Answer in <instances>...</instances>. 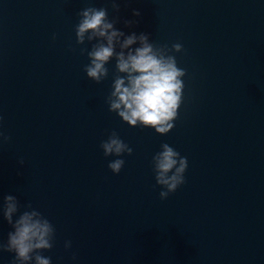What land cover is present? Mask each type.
Wrapping results in <instances>:
<instances>
[{
  "label": "water",
  "instance_id": "95a60500",
  "mask_svg": "<svg viewBox=\"0 0 264 264\" xmlns=\"http://www.w3.org/2000/svg\"><path fill=\"white\" fill-rule=\"evenodd\" d=\"M117 2L0 0V208L13 195L14 220L35 209L51 222V264H264V0ZM87 7L125 35L182 45L169 53L186 74L168 134L109 111L115 59L100 83L87 77L96 41L75 31ZM113 131L133 149L119 174L100 147ZM164 143L188 168L161 199L152 158ZM11 231L0 211V243Z\"/></svg>",
  "mask_w": 264,
  "mask_h": 264
},
{
  "label": "clouds",
  "instance_id": "9594fccd",
  "mask_svg": "<svg viewBox=\"0 0 264 264\" xmlns=\"http://www.w3.org/2000/svg\"><path fill=\"white\" fill-rule=\"evenodd\" d=\"M112 8L120 11L117 0H112ZM132 15L140 17L141 12L134 9ZM79 16L75 30L77 43L83 45L85 41H96L87 53L90 61L84 69L87 77L100 83L109 75L106 65L113 59L116 61L112 91L107 98L109 111L115 112L131 127L141 126L154 129L160 135L168 134L174 127L182 103V77L186 74L177 66L175 56L169 53L181 52L182 45L175 43L171 48L155 46L150 43L149 35L143 32L125 35L115 27L118 20H110L108 10L103 7H87ZM138 23V20L124 21L126 27ZM0 137L10 139L3 133ZM100 147L105 157H117L108 163L113 174H119L124 166L125 161L119 157L125 153L131 155L133 151L115 131L101 142ZM161 149L153 156L152 163L156 184L163 189L159 196L166 199L185 183L188 160L167 143L162 144ZM18 163L23 166L24 161L21 159ZM27 207L31 209L32 206L29 204ZM19 208L17 197H4L0 211L14 231L8 233L6 244L0 243V251L14 253L16 264H51V258L42 252L53 248V225L35 209L23 211L14 220ZM65 248H71L70 241L65 243Z\"/></svg>",
  "mask_w": 264,
  "mask_h": 264
}]
</instances>
